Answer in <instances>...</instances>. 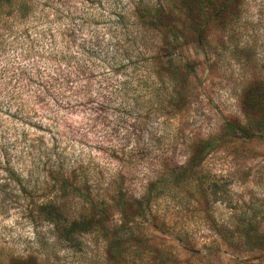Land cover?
Listing matches in <instances>:
<instances>
[{"label":"rangeland","instance_id":"obj_1","mask_svg":"<svg viewBox=\"0 0 264 264\" xmlns=\"http://www.w3.org/2000/svg\"><path fill=\"white\" fill-rule=\"evenodd\" d=\"M30 1L0 10V264H264V133L225 132L264 117L244 106L264 0L184 35L189 75L126 62L133 20L116 19L137 0ZM142 35L147 54L160 38Z\"/></svg>","mask_w":264,"mask_h":264},{"label":"trees","instance_id":"obj_2","mask_svg":"<svg viewBox=\"0 0 264 264\" xmlns=\"http://www.w3.org/2000/svg\"><path fill=\"white\" fill-rule=\"evenodd\" d=\"M241 1L242 0H156L157 3H152V0L133 1L134 11L128 10L124 12L125 14L121 12L119 16L117 15L116 19L118 25H121V18L126 16V14L127 16L129 15V19L133 20V23L126 28L129 29V31L125 29L126 34H124L126 37H132V40L129 41V50L131 54L127 53L129 60H126V62L134 64L135 61H132L134 56V58L139 59L137 61L145 62L149 60V64L154 65L157 71L167 69V71H171L172 73L178 71L184 75L195 73L196 64L194 62L187 59L186 61H181L176 55L177 49L180 48V41L184 38L185 34L197 39V36L203 33V29L201 28L202 21L208 17V13L211 12L212 9L213 12H216L215 15L217 17H223L226 13L237 8ZM10 5L18 6V12H20L31 6V1L0 0V10ZM120 27L122 26H119V28ZM117 29L118 27L115 28V30ZM145 32H155L156 36L160 38L156 47L147 54L144 51H148L149 49L147 44L143 41L144 36L142 35V33ZM111 40L113 43H116L117 40V45L120 42V40L113 36ZM133 46L137 48L130 49ZM119 49L120 48H118L116 52H118ZM120 59L121 63L125 60L121 57ZM126 76V79L130 78L129 75ZM125 83L126 81H121V84L125 85ZM179 94L180 93L176 91V97H180ZM123 103L124 102L121 101L119 104L122 105ZM244 106L247 109L248 116H252L253 118L256 117L259 112H264V83L254 85L248 89L244 98ZM253 127L264 133V117L259 118L256 124L251 119H248L246 122L241 120L229 121L226 123L225 132L229 135L239 134L245 136ZM52 179L56 185L59 184V187L55 190L56 194L65 196V194L72 189L79 190L81 188L79 185L73 188L68 178L53 177ZM81 190H79V192H81ZM85 192H83V194L89 196V191L86 190ZM116 200L117 199L114 200L115 203ZM123 203L124 201L121 200V202L114 206L102 207V212L99 213V215L101 216L100 220L105 229L111 228L110 225L113 227L117 226L110 219V216L113 210H122L125 206ZM42 208L45 210L47 209L46 206H42ZM134 212L139 215L136 211ZM49 216L54 218L55 215H53L51 211ZM124 225L128 226V223L124 222ZM130 228L132 227H127L128 230H130ZM117 238L118 237H115L113 241H116Z\"/></svg>","mask_w":264,"mask_h":264}]
</instances>
